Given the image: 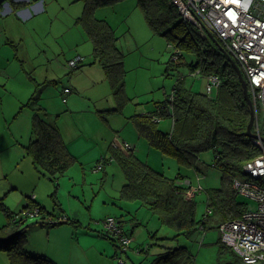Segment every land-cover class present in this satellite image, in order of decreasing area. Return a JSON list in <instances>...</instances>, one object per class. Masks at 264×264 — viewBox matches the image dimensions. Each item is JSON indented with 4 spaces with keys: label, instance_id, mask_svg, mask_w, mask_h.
<instances>
[{
    "label": "rangeland",
    "instance_id": "1",
    "mask_svg": "<svg viewBox=\"0 0 264 264\" xmlns=\"http://www.w3.org/2000/svg\"><path fill=\"white\" fill-rule=\"evenodd\" d=\"M28 1L37 3L24 6L16 4L15 0H0V57H10L9 63L2 61L3 66L0 67V199L5 204L4 209L8 208L13 214L20 215L27 204L35 199L48 212L55 211L56 217L68 213L74 223L31 227L24 242L26 249L46 254L57 264L70 263L58 257L65 256L66 251L70 253L72 243L69 239L72 238L74 242L78 236L84 237L82 243L86 246L88 241L101 251L110 252L111 248L116 250V247L120 249V245H115L112 238L100 235L104 229L103 221L109 214L118 223L121 221L126 230L134 231L132 248L139 246L146 250L149 246L148 252H128L130 258L124 255L122 260H116L115 257L114 264H152L154 255L164 251L160 244L170 246L175 243L152 239V234L160 229L161 224L140 201L119 200L125 178L116 163L106 165L104 173L94 171L96 164L87 167L86 158L94 156L97 150L103 148L106 150L105 155L109 154V148L117 138L129 145L139 142L136 153L155 171L175 178L181 168V173L188 177L186 182L192 186L185 197L190 200L187 194L194 189V199L200 207L197 214L200 218L205 214L208 196L222 183L221 172L213 166V153L201 154L198 169L181 167L176 158L161 155L159 151L151 149L149 144L145 148L146 141L138 139L132 120L133 116L139 118L148 114L157 105L156 102L164 101L172 93L176 73H173V77H167L165 72L174 48L166 37L151 30L137 0H125L114 7L97 8L95 17L109 24L118 37L117 45L125 54L127 99L121 110L113 111L110 109H116L118 105L112 96L111 85L101 66L98 63L91 64L94 43L84 26L83 1ZM22 8L30 9L32 19L21 20L18 17ZM5 9L13 13L7 15ZM214 41L220 44L215 36ZM78 57L83 60L78 65L81 67H71L70 61ZM188 59L193 60V57L189 56ZM185 83L192 85L193 91H205L206 83L200 78L188 76ZM65 87L72 90L67 95V103L62 101ZM38 109L45 112L47 121L61 129L69 145L75 143L78 153L83 146V141L78 138L80 133L83 135L84 151L76 156L75 180H65L63 176L58 181H52L41 176L34 169L31 157L27 156L23 146L30 141L32 110ZM257 117L254 108L253 132ZM170 120L163 119L159 127L170 132L172 127L167 128ZM68 174L69 171L65 178ZM56 202L61 204L63 211L54 210ZM249 202L252 206L256 205ZM4 209L0 208V227L9 221L6 215L9 210ZM40 218L28 217L26 224L40 221ZM135 223L138 225L134 226ZM162 228L160 233L157 232L158 237L173 234L167 228ZM194 239L197 242L189 245L194 264H244L229 249L220 253L216 244L219 239L216 226L207 230L203 238L202 234L197 233ZM0 254L4 256L0 261L4 262L6 253L0 251Z\"/></svg>",
    "mask_w": 264,
    "mask_h": 264
},
{
    "label": "trees",
    "instance_id": "2",
    "mask_svg": "<svg viewBox=\"0 0 264 264\" xmlns=\"http://www.w3.org/2000/svg\"><path fill=\"white\" fill-rule=\"evenodd\" d=\"M25 1L15 0V3L22 5ZM82 1L85 4L84 26L94 43L91 64L98 63L104 71L118 105V108L110 110L119 111L127 99L125 54L117 45L118 37L109 24L104 19H97L94 13L97 8L114 7L125 0ZM137 5L151 30L166 37L174 48L165 74L173 77V73H176L177 79L172 93L164 101L156 102V107L148 114L139 118L133 116V123L151 149L165 157L176 158L181 167L198 169L201 154L212 152L213 166L222 174L221 187L208 196L206 212L200 218L196 200L185 197L192 186L186 182L188 177L181 173V168L175 178H169L152 169L134 149L122 150L111 145L109 154H104L94 170L102 171L108 163H116L125 178L119 200L140 201L161 224L160 229L152 234V239L175 243L170 246L160 244L164 251L154 255L152 264H194L190 248L193 242H197L194 239L197 233L202 234L203 238L207 230L214 226L219 230L221 223L239 218L251 206L247 198H239L233 184L236 179L245 177L246 164L255 159L260 150L254 145V139L246 134L251 110L239 75L226 53H222L215 44L214 35L205 34L194 24L185 21L172 0H137ZM189 56L193 60L188 59ZM78 65L75 68L81 67ZM169 70L170 73L167 72ZM213 75L218 76L220 83L209 93L207 86L211 84L209 77ZM188 76L204 80L205 91H193L192 85L185 83ZM32 111L30 141L23 147L41 176L58 181L75 165L77 159L63 140L59 127L44 118L45 112L41 109ZM167 118L173 123L170 132L159 127V123ZM1 201L0 208L4 209L5 204ZM31 202L33 204L28 203L20 215L6 214L9 221L0 227V251L6 253V260L0 261V264H57L46 254L26 249V233L34 226L50 227L55 223L60 225L73 221L65 213L56 217L55 211L48 212L35 199ZM55 209L63 211L59 202L55 203ZM32 216L41 217L40 221L26 228L27 218ZM119 224L131 239L121 221ZM162 227L173 234L158 237L157 232L160 233ZM100 235L112 238L116 245V238L105 229V225ZM132 244L131 240L126 254L137 249L132 248ZM216 244L221 254L228 249L235 253L223 242L220 230ZM118 248L121 249L120 246ZM139 250L148 252L149 246L146 250ZM3 257L0 254V258Z\"/></svg>",
    "mask_w": 264,
    "mask_h": 264
},
{
    "label": "built area",
    "instance_id": "3",
    "mask_svg": "<svg viewBox=\"0 0 264 264\" xmlns=\"http://www.w3.org/2000/svg\"><path fill=\"white\" fill-rule=\"evenodd\" d=\"M183 19L194 24L201 32L214 35L231 58L241 68L248 82L258 121L254 133L260 154L245 166V177L234 181L237 194L254 202L234 220L220 224L223 242L244 264H264V0H172ZM78 57L70 61L75 68L82 62ZM207 92L219 85L218 76H210ZM69 88L64 89L62 101L67 102ZM124 150L130 145L124 144ZM195 190L188 192L192 199ZM105 229L126 251L131 239L115 218L108 217Z\"/></svg>",
    "mask_w": 264,
    "mask_h": 264
},
{
    "label": "crops",
    "instance_id": "4",
    "mask_svg": "<svg viewBox=\"0 0 264 264\" xmlns=\"http://www.w3.org/2000/svg\"><path fill=\"white\" fill-rule=\"evenodd\" d=\"M28 1V0H27ZM25 1V5L24 6H27V5H33V4H35V3H37V1H34V2H30V1ZM30 3V4H29ZM6 6H4V8H5ZM36 8V7H35ZM10 9V8H9ZM20 11H21V13H20V16H18L21 20L23 19V20H29V19H32V12H30V9H26V8H22V9H20ZM9 12H12L13 13V11H9ZM9 12H7L6 11V9L4 10V13L5 14H7L8 15V13ZM32 14V15H31ZM34 16H37V15H34ZM2 61L3 62H5L6 64L7 63H9V61H10V57H7V58H4L3 56L2 57H0V67L2 68V66H3V64H2ZM67 102H68V100H67ZM66 102V103H67ZM156 107V106H155ZM154 107V108H155ZM153 108V109H154ZM152 111V110H151ZM171 121V120H170ZM173 126V123H172V121L169 123V124H167V128L168 129H170L171 127ZM60 129V128H59ZM60 132H61V129H60ZM61 135H62V132H61ZM137 136H139L138 137V139H141V136L139 135V133H138V131H137ZM62 137H63V135H62ZM79 140H82L83 141V146H82V150H81V152H79V153H82L84 150V139H83V135L80 133V136H79V138H78ZM63 140H64V138H63ZM65 141V140H64ZM65 143L66 144H68L66 141H65ZM126 142H121L118 138L113 142V144H112V146L113 147H118V148H120V149H122V150H124L123 149V145L125 144ZM128 144V143H127ZM138 145V146H137ZM140 146V143L138 142V143H136L135 145H130V149H136L137 147H139ZM68 147H69V150H70V152L72 153V154H74V156L76 157V156H79L78 154V148H77V146L75 145V143H73V144H68ZM147 147V143L145 144V148ZM129 149V150H130ZM105 149L103 148V149H101V151H98L97 150V152L94 154V156H91V157H87L86 159H87V167H89V165L90 164H97L98 163V161H99V159L101 158L102 159V157L104 156V154H105ZM26 152V151H25ZM27 156H29L28 154H27ZM30 157V156H29ZM79 158V157H78ZM81 158H83V157H81ZM76 159H77V157H76ZM77 162H78V159H77ZM77 162L75 163V165L77 164ZM109 164H111V163H108L107 165H109ZM32 165H33V162H32ZM73 166V168L72 169H70L69 170V174H68V176H67V178H65L66 177V175L62 178V179H65V180H67V179H72V180H75L76 179V176H77V174H76V166ZM94 166V165H93ZM96 166V165H95ZM94 166V167H95ZM33 167H34V169H35V166L33 165ZM105 169V170H104ZM102 171H104V173L106 172V165H105V168H104ZM36 170V169H35ZM37 171V170H36ZM94 171H96V170H94ZM38 173V172H37ZM39 174V173H38ZM67 174V173H66ZM84 178L85 179H87V177H86V175L84 174ZM32 197L34 198V195H32ZM32 197H30V198H32ZM24 199V198H23ZM122 202H128V201H125V200H121ZM198 208H200L199 206H198ZM9 212L10 213H14V212H11L10 210H9ZM197 212H198V210H197ZM65 214H67L68 215V213L67 212H65ZM198 215V214H197ZM71 216H73V215H71ZM76 216V215H75ZM109 217H112V215L111 214H109L108 215ZM136 225H138V223H135L134 224V226H136ZM133 230H135V229H133ZM129 235L131 236V240L133 241V236H135V233H134V231H129ZM103 237V236H102ZM86 238H88V237H86ZM105 238V237H104ZM84 239V237H82V236H78L77 238H76V240H74V242H73V240H72V238H70L69 239V242L70 243H72V246L70 247V253L68 252V251H66V254H65V256H62V255H59V257L58 258H61V259H63V260H65V261H67V260H69L70 261V263L69 264H114V259H115V257H116V260H117V258L118 259H120V260H122V258L124 257V255H126L127 257H129L130 258V256H128L126 253H125V251H123L122 249H117V247H116V250H114V249H110V252H107V251H101V250H98L97 248H95V247H92V245H91V242H88V241H86L87 243H88V246H86L85 244H83L82 242L83 241H85V240H83ZM90 239V238H89ZM133 245V244H132ZM139 246L137 247V249L136 250H133L132 252H135L136 254H141L142 252H140V250H139ZM68 250V249H67ZM113 254V255H112ZM112 256V257H111ZM59 261V260H58ZM60 262V261H59ZM61 263V262H60Z\"/></svg>",
    "mask_w": 264,
    "mask_h": 264
},
{
    "label": "water",
    "instance_id": "5",
    "mask_svg": "<svg viewBox=\"0 0 264 264\" xmlns=\"http://www.w3.org/2000/svg\"><path fill=\"white\" fill-rule=\"evenodd\" d=\"M215 44L220 48V50L222 51V53H226V55L228 56L227 58L232 61L233 65L235 66L236 70H237V73L239 75V78H240V81H241V84H242V88H243V93H244V96H245V99L250 107V110H251V120H250V123L248 125V128H247V136L257 140L259 139V136L257 134H255L253 132V126H254V121H255V118H254V103L250 97V94H249V91H248V82L246 80V78L244 77V75L242 74L241 70L239 69V66L236 64V62L234 61L233 58H231V56L225 51V49H223V47L220 46V44L215 41ZM39 222L36 221V222H33L32 224H27L26 228L30 227L31 225H36L38 224ZM53 225H57L56 223L53 224Z\"/></svg>",
    "mask_w": 264,
    "mask_h": 264
},
{
    "label": "bare ground",
    "instance_id": "6",
    "mask_svg": "<svg viewBox=\"0 0 264 264\" xmlns=\"http://www.w3.org/2000/svg\"><path fill=\"white\" fill-rule=\"evenodd\" d=\"M239 69L241 70V68L239 67ZM241 72H242V70H241ZM242 74H243V72H242ZM248 89H249V87H248ZM253 114H254V112H253ZM254 123H255V121H254ZM196 197V196H195ZM194 197V198H195ZM194 198H192V199H190V200H193Z\"/></svg>",
    "mask_w": 264,
    "mask_h": 264
}]
</instances>
